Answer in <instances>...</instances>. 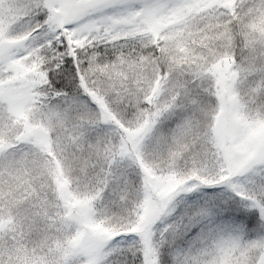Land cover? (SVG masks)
Here are the masks:
<instances>
[{
  "label": "snow or ice",
  "instance_id": "1",
  "mask_svg": "<svg viewBox=\"0 0 264 264\" xmlns=\"http://www.w3.org/2000/svg\"><path fill=\"white\" fill-rule=\"evenodd\" d=\"M0 264H264V0H0Z\"/></svg>",
  "mask_w": 264,
  "mask_h": 264
}]
</instances>
